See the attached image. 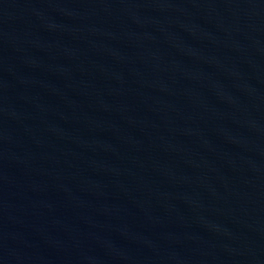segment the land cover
Instances as JSON below:
<instances>
[{
    "label": "water",
    "instance_id": "obj_1",
    "mask_svg": "<svg viewBox=\"0 0 264 264\" xmlns=\"http://www.w3.org/2000/svg\"><path fill=\"white\" fill-rule=\"evenodd\" d=\"M0 264H264V0H0Z\"/></svg>",
    "mask_w": 264,
    "mask_h": 264
}]
</instances>
